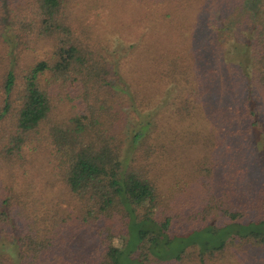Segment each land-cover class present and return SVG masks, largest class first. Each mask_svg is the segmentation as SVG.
<instances>
[{"label":"trees","instance_id":"trees-1","mask_svg":"<svg viewBox=\"0 0 264 264\" xmlns=\"http://www.w3.org/2000/svg\"><path fill=\"white\" fill-rule=\"evenodd\" d=\"M242 31L249 32L242 45L249 93L238 69L221 60ZM115 36L123 42L119 49ZM167 89L173 93L165 116L195 119L189 123L195 129L172 130L166 133L170 145L157 147L151 138L158 121L145 120L131 137L134 163L122 166L129 115ZM260 134L264 0H0V235L16 248L14 255L0 251V264L72 260L56 254L59 238L42 212L51 198L39 194L33 177L39 168L59 179L67 196L60 203L79 209L86 229L107 234L72 264H121V241L107 224L117 213L130 219L134 244L169 246L180 236L166 232L172 217H154L171 208L163 207L169 188L163 191L158 172L150 170L176 146L200 158L173 171L180 173L175 187L196 181L197 193L214 197L217 182L228 197V205H215L225 223L208 230L232 227L230 239L261 248L264 164L253 145ZM140 157L142 165L136 164ZM227 242L203 249L199 263L207 264L205 255L221 253ZM182 255L180 249L172 257Z\"/></svg>","mask_w":264,"mask_h":264},{"label":"rangeland","instance_id":"rangeland-1","mask_svg":"<svg viewBox=\"0 0 264 264\" xmlns=\"http://www.w3.org/2000/svg\"><path fill=\"white\" fill-rule=\"evenodd\" d=\"M249 4L251 7L257 5L256 3L253 4V1H250ZM241 36L239 42L231 40L226 44L222 51L221 60L227 67L232 66L238 69L239 74L243 79L241 77L239 78H241L243 84L247 88V92L249 93L250 91L248 90L250 89V85H248L247 76L249 75L247 68L248 55L242 48L243 43L249 37V32L242 31ZM115 40L114 46L116 49H119L123 42L121 39L117 38V36H115ZM172 93L171 90L167 89L166 92L164 91L162 96L157 98L150 107L143 109L138 114L129 115V122L126 129V143L121 156V159L123 160L122 166L125 167L126 164L134 163L133 156H136V153L130 149L131 137L133 136V130L145 120H152V125L156 120L158 121L159 126H155L152 131L153 138H151L154 140H151V142L153 141V144H156L155 146L157 147L165 142L170 145L172 138H167L166 133L170 136V133L173 132L172 130L180 131V133H188L190 129H195L194 124L191 127L189 125L190 121H194L195 119L188 117L181 119L178 115L176 118L173 117V119H171L165 116L166 109L168 108L167 103L169 102ZM160 118H163V120ZM209 125L210 124L207 126ZM198 128H200V126ZM263 137V134L256 137L253 145L256 154L264 164ZM171 150V154L170 150L168 152L170 155H165V157L159 159L156 165L153 166V169L150 170L151 174L154 175L158 172V178L161 182L163 191H166L167 188H169L167 193L169 197L165 196V198H163V207H165L166 204L171 207L170 209H166L163 213L161 212L162 210H158L154 217L159 221H164L165 214L170 215L172 219L166 232L169 235L176 232L180 236L174 239L169 246H159L157 249L152 247L153 244H150V242L146 240H144L145 244L138 241L135 243L137 245H135L133 234L135 232L129 226L130 219L125 215L121 216L122 214L117 213L113 216V219L107 221V224L113 225V229L110 233L112 232L114 237L121 241L120 247L123 250V254L120 257V263L200 264L198 254H201L203 249H208L217 245L221 239H226L227 237L228 242L221 250V253L205 255L207 264H264V246L259 248L253 243V241H248L246 239H230L229 232L232 227H230V229L229 227L219 228L215 233L208 230L210 229V227H208L209 225L211 227H217L218 224L223 225L225 223L224 220H226V218L219 215L220 212L215 209L221 202L228 205L226 192L223 191V187L217 182L213 188L215 194L214 197L209 195L205 196L202 193L203 191L197 193L196 186L198 183H196V181L192 184H189L188 181L185 184L178 181L176 182L177 186L175 187V181L177 180L176 175L185 170V164L187 162L199 160L200 156L197 157L196 152L193 150H191L193 152H190L179 146H176L174 150L171 148ZM142 159L143 157L138 158L136 164L142 165ZM207 162L208 166L212 165V160L210 158H207L206 163ZM167 167L170 171L166 174L165 171ZM173 171H180V173L175 174ZM202 171L203 170L199 172L200 178H204L206 174V172ZM34 173L35 175H33V177H35L39 188L41 187V192H39V194L44 195L47 200L51 198L49 211L47 209L45 213V207H43L42 212L46 214V218L49 219L47 220L48 226L52 225V227H55L53 231L55 233L57 232L59 242L57 243L58 249L56 254H60L58 256L59 261L66 258H72V260L75 257L81 258L85 256L86 252L89 250L94 251V246L97 245L98 238L106 237V232L103 231L102 236H98L97 229H86L78 220L77 214L79 213V209L72 207V205H68V202L60 203L61 200L65 197L67 198V196L63 193V187L59 179L51 176L44 168H39V171ZM228 189L230 190V194H232L229 185ZM210 204L212 209L209 212L207 206ZM51 215L54 216L53 219L49 217ZM209 215L212 216L207 219V216ZM188 216H190V218ZM205 217H207V221L203 219ZM180 249H183L181 260L174 259L172 256ZM0 251L11 255H14L13 253L16 251V248L10 245L3 234L0 235ZM142 254H145L147 259L143 257ZM204 254L209 253L205 252ZM72 260L68 261L66 264H72ZM62 261L64 260H61L60 264H65V262Z\"/></svg>","mask_w":264,"mask_h":264}]
</instances>
